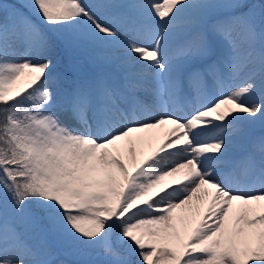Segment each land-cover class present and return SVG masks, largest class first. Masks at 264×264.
Instances as JSON below:
<instances>
[{
  "label": "snow or ice",
  "instance_id": "snow-or-ice-1",
  "mask_svg": "<svg viewBox=\"0 0 264 264\" xmlns=\"http://www.w3.org/2000/svg\"><path fill=\"white\" fill-rule=\"evenodd\" d=\"M99 7L0 4V264H264V4ZM86 46L116 70L46 82Z\"/></svg>",
  "mask_w": 264,
  "mask_h": 264
},
{
  "label": "rangeland",
  "instance_id": "rangeland-1",
  "mask_svg": "<svg viewBox=\"0 0 264 264\" xmlns=\"http://www.w3.org/2000/svg\"><path fill=\"white\" fill-rule=\"evenodd\" d=\"M24 0H0V4H3L7 7H10L12 5H17L19 6ZM86 4H91L93 3L95 6H97V10L92 11L101 19L107 21L110 18V15L113 14L114 9L110 8H104V7H99L100 5H105V4H116L113 3L112 0H84ZM244 3H246L249 7L255 6L257 13L261 11V5L264 4V0H244ZM118 4V3H117ZM123 4H126V1H123ZM123 11V9H121ZM3 15V12L0 11V16ZM114 23H119L118 21H114ZM86 49L78 48L72 52H67V51H60L59 54V65L57 67V70L55 71L54 75H58L60 78L56 81L51 79L49 83L50 85L53 86H59V87H67L68 84L67 82L63 79L65 75H67L71 80H89L90 76H96L97 74L101 73L100 65L103 63L102 58L100 57V52L101 50L98 48H94L91 46L87 51L85 52ZM106 51V49H103L102 52ZM118 50L109 49V52L113 53ZM99 64V66H97ZM104 65V64H103ZM107 66V64H106ZM90 75V76H89ZM92 76V77H93ZM85 77V78H84ZM94 78V77H93ZM213 93H216L218 95V90L214 91ZM194 100L197 101L195 96H191L184 101V106L185 109H181L179 103H178V110L182 111L183 114H188V104L187 100ZM198 104V101H197ZM261 134L257 133L254 138L259 137ZM55 251V256L54 259L56 261H64L65 264H68V261L70 264H76V261L80 260L81 257L74 253L73 251L66 249V248H57L54 249ZM77 256V257H76Z\"/></svg>",
  "mask_w": 264,
  "mask_h": 264
},
{
  "label": "bare ground",
  "instance_id": "bare-ground-1",
  "mask_svg": "<svg viewBox=\"0 0 264 264\" xmlns=\"http://www.w3.org/2000/svg\"><path fill=\"white\" fill-rule=\"evenodd\" d=\"M113 1V3H118V4H123V1H126V3H131V2H134V0H112ZM90 7H93V10H95V8H96V10H97V6H95L93 3H91V4H88ZM112 15H110V17H111ZM91 46H86V47H82V49H86L85 50V52L90 48ZM95 49L96 48H98V47H95V46H93ZM98 49H100L101 50V52H100V57H102L103 55H107V54H111V52H109V49L110 48H106V51H104V52H102V48H98ZM89 51H87V53H88ZM100 61H102L103 63H101V65H100V69H101V71L102 72H112V71H115L116 70V68H115V64L114 63H110V62H107V61H105V60H100ZM104 64V65H103ZM106 64H107V66H106ZM59 65V64H58ZM58 65H57V67H58ZM97 66H99V64L97 65ZM57 67L55 68V69H53V74L55 73V71L57 70ZM90 76V75H89ZM93 75H91L90 76V79H92L93 77H95V76H93ZM85 78V77H84ZM51 79L52 78H49V79H47L46 80V82H50L51 81ZM213 95H216V93H213ZM184 101H185V99H181L179 102L180 103H184ZM187 104H188V112L190 113V112H192L193 111V109L195 108V107H197V101H194V100H187ZM257 133H260L261 135H264V128H262L259 124H257L254 128H253V131H252V135H253V138H254V136L257 134ZM145 151H147V146H145ZM243 150L242 149H240L237 145H233V148L231 149V151H230V153H229V158L230 159H235V160H238L241 156H243ZM169 161L171 162V161H175V160H178L179 158L178 157H176V156H170L169 158ZM168 179H172V178H168ZM77 257V256H76ZM68 264H70L69 263V261H68Z\"/></svg>",
  "mask_w": 264,
  "mask_h": 264
},
{
  "label": "trees",
  "instance_id": "trees-1",
  "mask_svg": "<svg viewBox=\"0 0 264 264\" xmlns=\"http://www.w3.org/2000/svg\"><path fill=\"white\" fill-rule=\"evenodd\" d=\"M0 107H3L2 105H0Z\"/></svg>",
  "mask_w": 264,
  "mask_h": 264
}]
</instances>
